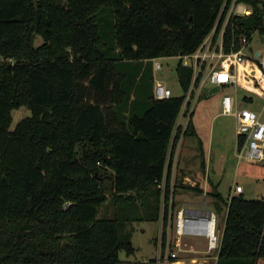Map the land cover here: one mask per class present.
<instances>
[{
    "label": "trees",
    "instance_id": "trees-1",
    "mask_svg": "<svg viewBox=\"0 0 264 264\" xmlns=\"http://www.w3.org/2000/svg\"><path fill=\"white\" fill-rule=\"evenodd\" d=\"M242 1L253 14L235 22L250 30L264 0ZM222 3L0 0V264H138L119 254L134 255L133 224L168 204L193 75L179 60L182 94L156 99L153 59L196 51ZM192 116L183 137L196 135ZM206 194L225 209L216 264H264V198Z\"/></svg>",
    "mask_w": 264,
    "mask_h": 264
},
{
    "label": "built area",
    "instance_id": "built-area-1",
    "mask_svg": "<svg viewBox=\"0 0 264 264\" xmlns=\"http://www.w3.org/2000/svg\"><path fill=\"white\" fill-rule=\"evenodd\" d=\"M252 14L253 7L242 0H223L210 33L197 50L177 56L183 66L192 68L193 75L178 116L170 151L179 126L182 133L178 143L181 144L194 113L193 106L204 85L209 83L212 86L210 93L215 88L217 91L222 87L228 89L220 98L221 113L235 119L237 142L240 143V148L236 150L238 161L253 164L264 161V36L260 30L264 28V16L261 23L250 30L235 22V19L248 18ZM256 36L258 49L253 46ZM161 68L158 59H153L154 71ZM239 90L245 93L240 96ZM153 95L156 99H168L173 93L163 82L155 81ZM255 101L261 102L258 109L250 106ZM177 155L178 152L176 159ZM242 192L241 185L233 186L228 200ZM201 206L202 210L190 206L175 207L170 189L168 204L166 208L165 205L162 207L161 232L157 242L158 264H172L178 260L179 253L186 251L185 241L190 239H205L209 255L218 254L221 235L217 229L216 213L205 200Z\"/></svg>",
    "mask_w": 264,
    "mask_h": 264
},
{
    "label": "rangeland",
    "instance_id": "rangeland-1",
    "mask_svg": "<svg viewBox=\"0 0 264 264\" xmlns=\"http://www.w3.org/2000/svg\"><path fill=\"white\" fill-rule=\"evenodd\" d=\"M258 42V37H254L253 46H256ZM40 43L41 39L37 37L36 44ZM158 61L162 68L154 71L155 77L163 79L165 81L164 84L171 89L173 95H181L182 90L175 72V67L179 61L178 58H160ZM129 67L131 66L128 65L127 68L129 69ZM211 88L212 86L206 83L193 106L192 121L197 130L196 135L182 136L181 144L179 145L177 142L175 146L170 189L172 190L175 207L185 206L184 204L189 205L190 200L194 197H198L199 201H201L200 203L205 200L208 207H211L216 213L217 229L221 235L225 209L223 208L222 212H217L213 208V199L206 194L207 190L214 186L225 199H228L231 196L233 186L241 185L245 198H264V161L256 164L248 163L244 160L238 161L236 150L240 148V143L237 142L235 119L221 113L220 98L228 89L222 87L219 91L210 93ZM238 92L240 96L245 93L241 90ZM260 104V101H255L250 106L253 109H258ZM105 113L107 116L113 117L111 109H108ZM29 114L30 111L24 106L13 110L11 127L13 128L17 122ZM182 120V123L185 122V118ZM176 152H178L177 159ZM203 154L205 164L202 162L204 161ZM209 159L211 163H209ZM162 184L164 187V182ZM178 184L191 186L199 184L203 188V193L198 195L181 188L176 189L175 185ZM106 194L107 196L111 195L108 190H106ZM200 207L202 208V206ZM99 215L104 217L112 216L111 201H108L101 208ZM160 221L135 222L133 224L134 233L132 237L135 253L128 258L121 251L119 254L120 259H129L131 262L138 264H151L153 261H157L159 254L157 242L161 232ZM204 246L203 238L186 240L184 245L186 250L190 247L198 250ZM190 256H193V254H189ZM195 256L197 257V255ZM214 256L215 254L208 256L209 258L211 257L208 264L215 263Z\"/></svg>",
    "mask_w": 264,
    "mask_h": 264
},
{
    "label": "crops",
    "instance_id": "crops-1",
    "mask_svg": "<svg viewBox=\"0 0 264 264\" xmlns=\"http://www.w3.org/2000/svg\"><path fill=\"white\" fill-rule=\"evenodd\" d=\"M153 76H154V82L155 81H161V82L165 83V81L163 79H159L158 77H155V72H154ZM195 131L197 133L196 128H195ZM209 163H211V160L210 159H209ZM208 165H210V164H208ZM242 194H243V192H242ZM197 199H198V197H194V198H192L190 200L191 202H189V205L188 204L187 205L184 204V205L185 206L194 207V208H196L198 210H202V208L200 207L202 203H200L201 201H199V199L198 200ZM159 220H161V218ZM160 224H161V221H160ZM203 240H204V245H205L204 247L199 248L198 250L195 249L194 247H190L186 251L180 252L179 253L180 256H179L178 260L173 261L172 264L175 263V262H178V261H181L183 264H197V263L198 264H208L209 263V260L211 259V257L209 258L208 256H211L212 254L209 255L208 250H207V246H206L205 239H203ZM189 254H193V256H190L189 257ZM195 255H197V257ZM200 256H204V257H201L200 258ZM205 256H207V257H205ZM217 256H218V254H215V256H214L215 263L214 264H216Z\"/></svg>",
    "mask_w": 264,
    "mask_h": 264
},
{
    "label": "bare ground",
    "instance_id": "bare-ground-1",
    "mask_svg": "<svg viewBox=\"0 0 264 264\" xmlns=\"http://www.w3.org/2000/svg\"><path fill=\"white\" fill-rule=\"evenodd\" d=\"M195 261V260H194ZM198 262V261H197ZM173 264H183L181 261L175 262ZM198 264V263H197Z\"/></svg>",
    "mask_w": 264,
    "mask_h": 264
},
{
    "label": "water",
    "instance_id": "water-1",
    "mask_svg": "<svg viewBox=\"0 0 264 264\" xmlns=\"http://www.w3.org/2000/svg\"><path fill=\"white\" fill-rule=\"evenodd\" d=\"M216 91H217V88L213 89V90L211 91V93L216 92Z\"/></svg>",
    "mask_w": 264,
    "mask_h": 264
}]
</instances>
